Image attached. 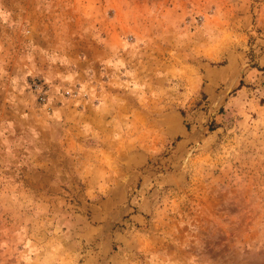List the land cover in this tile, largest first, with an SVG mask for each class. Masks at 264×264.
Segmentation results:
<instances>
[{"label":"rangeland","instance_id":"rangeland-1","mask_svg":"<svg viewBox=\"0 0 264 264\" xmlns=\"http://www.w3.org/2000/svg\"><path fill=\"white\" fill-rule=\"evenodd\" d=\"M0 264H264V0H0Z\"/></svg>","mask_w":264,"mask_h":264},{"label":"built area","instance_id":"built-area-1","mask_svg":"<svg viewBox=\"0 0 264 264\" xmlns=\"http://www.w3.org/2000/svg\"><path fill=\"white\" fill-rule=\"evenodd\" d=\"M35 88L40 90L41 92L43 91V87L40 84L34 83ZM46 91H43L42 94H44Z\"/></svg>","mask_w":264,"mask_h":264}]
</instances>
